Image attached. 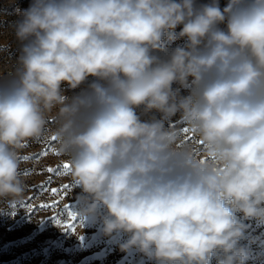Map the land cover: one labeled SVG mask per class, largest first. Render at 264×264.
I'll return each mask as SVG.
<instances>
[{"label": "clouds", "instance_id": "1", "mask_svg": "<svg viewBox=\"0 0 264 264\" xmlns=\"http://www.w3.org/2000/svg\"><path fill=\"white\" fill-rule=\"evenodd\" d=\"M19 15L0 199L22 204V150L55 137L74 213L126 234L121 251L246 264L243 221L264 222V0H32Z\"/></svg>", "mask_w": 264, "mask_h": 264}, {"label": "rangeland", "instance_id": "2", "mask_svg": "<svg viewBox=\"0 0 264 264\" xmlns=\"http://www.w3.org/2000/svg\"><path fill=\"white\" fill-rule=\"evenodd\" d=\"M210 0H196L197 5L209 3ZM32 0H0V83L14 72L17 59L20 55L21 43L17 41L12 25L20 18L19 12L27 9ZM220 6H226L228 0H219ZM19 10V12L17 11ZM221 27H225L221 25ZM178 27L176 31L178 32ZM184 39H180L167 45V51L176 46H182ZM165 58L166 53H156ZM94 78L89 77L81 88L67 90L71 96L86 88ZM67 88V86H64ZM173 87H177L174 85ZM182 95H187V90H181ZM157 116L159 114H156ZM144 116L142 119H147ZM179 116L173 117L178 120ZM54 124L50 127L54 128ZM192 139V134H187ZM51 147L48 156L35 159L36 154L41 153L46 147ZM23 156H29L24 160L21 168L27 178L28 189L22 204H9L6 199H0V264H155L142 253L131 251L124 252L120 244L128 237L126 234L105 236L100 231L101 222H88L81 220L76 215L75 232L58 225L55 220L64 204H70L75 212L77 196L80 193L78 187L72 188L61 201L59 208L41 209V203H50L54 197L50 191H40L41 184H47L48 188L60 187L63 184H71L70 175L59 176L50 174L46 168L62 166L67 158L60 155L56 150V141L51 138L32 142L22 150ZM30 174L25 175V172ZM27 204L33 206L29 211ZM103 212V209H101ZM238 218L243 219L238 213ZM67 220L66 216H60ZM248 225L246 239L241 241L248 249L249 257L246 264H264V222L256 219L244 220ZM212 264H216L213 257Z\"/></svg>", "mask_w": 264, "mask_h": 264}, {"label": "snow or ice", "instance_id": "3", "mask_svg": "<svg viewBox=\"0 0 264 264\" xmlns=\"http://www.w3.org/2000/svg\"><path fill=\"white\" fill-rule=\"evenodd\" d=\"M186 133L188 132L187 129L184 130ZM51 141L54 142L55 141V137L51 138ZM50 151H54V149H52L50 146L46 147L41 153L36 154L35 159H39L41 156H48ZM24 160H29L30 157L29 156H24L22 157ZM69 170H70V165L68 163H63L62 166H57V167H47L46 171L50 174H55L57 176L64 174L67 175L69 174ZM25 175L30 174L29 172H25ZM51 183V178L49 179V181L47 182V184H41L40 185V191H50L51 195L54 197V199L50 202V203H41L39 205V207L41 209H57L60 206L61 201L64 200L65 196L67 195V193L69 191H71V189L73 188L72 184H63L60 187H52V188H48V184ZM28 210L32 211L33 210V206L31 204H27ZM60 216H66L67 220H62L61 218H59ZM56 217L55 222L60 225L62 228L67 229V230H71L73 232H75L76 230V226L75 223L76 222V214L73 211V208L70 204H64L63 208L60 210V212L58 213Z\"/></svg>", "mask_w": 264, "mask_h": 264}]
</instances>
